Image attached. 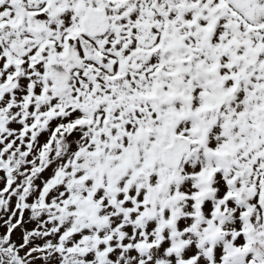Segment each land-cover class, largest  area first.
I'll use <instances>...</instances> for the list:
<instances>
[{
  "label": "snow or ice",
  "instance_id": "obj_1",
  "mask_svg": "<svg viewBox=\"0 0 264 264\" xmlns=\"http://www.w3.org/2000/svg\"><path fill=\"white\" fill-rule=\"evenodd\" d=\"M0 264H264V0H0Z\"/></svg>",
  "mask_w": 264,
  "mask_h": 264
}]
</instances>
